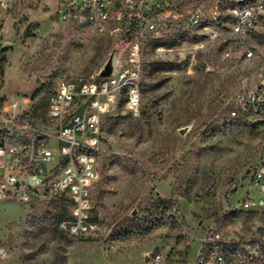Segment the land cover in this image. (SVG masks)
I'll use <instances>...</instances> for the list:
<instances>
[{
	"label": "rangeland",
	"instance_id": "374dc122",
	"mask_svg": "<svg viewBox=\"0 0 264 264\" xmlns=\"http://www.w3.org/2000/svg\"><path fill=\"white\" fill-rule=\"evenodd\" d=\"M245 1L149 0L155 5L145 18L160 23L163 35L152 37L146 25L138 34L140 112L126 106L124 87L101 119L91 188L98 229L85 236L64 230L67 204L59 196L2 201L0 264H153L157 253L160 264H196L209 226L264 234V209L237 207L264 156V125L228 113L264 60V15L244 42L231 34V10ZM58 9L56 0H0V99L37 100L30 111L0 108V126L14 138L48 129L45 106L58 79L100 77L115 59L128 67L127 42L65 20ZM172 10L182 17L168 18ZM262 196L259 186L249 195Z\"/></svg>",
	"mask_w": 264,
	"mask_h": 264
},
{
	"label": "built area",
	"instance_id": "2783aa9c",
	"mask_svg": "<svg viewBox=\"0 0 264 264\" xmlns=\"http://www.w3.org/2000/svg\"><path fill=\"white\" fill-rule=\"evenodd\" d=\"M58 13L65 20L74 19L94 25L101 33H110L127 42L128 67L119 68L115 59L112 72L90 80L60 78L45 106L50 123L47 130L22 132L12 137L11 127L0 126V202L15 200L29 203L59 196L67 204L62 228L75 236H85L98 229L91 194L97 153L102 134L101 119L116 103L118 91H127L126 106L140 112L141 91L136 78L141 67L142 47L139 31L161 37L162 25L145 16L155 3L149 0H56ZM168 2V0H165ZM160 5V4H157ZM264 15V0H246L231 10V34L244 42ZM166 16L178 20V11ZM193 21L200 20L193 16ZM219 32L210 31L216 38ZM197 48H201L197 46ZM253 52L249 51L252 56ZM34 95L12 94L0 99L4 113L30 111L36 105ZM229 115L234 119L264 123V60L257 76L236 94ZM259 186L262 197L252 199L250 192ZM239 209H264V156L253 170L247 196ZM196 264H264V234L245 237L224 233L209 226L199 238ZM6 255L0 246V257ZM155 254L153 264H160Z\"/></svg>",
	"mask_w": 264,
	"mask_h": 264
},
{
	"label": "water",
	"instance_id": "95a60500",
	"mask_svg": "<svg viewBox=\"0 0 264 264\" xmlns=\"http://www.w3.org/2000/svg\"><path fill=\"white\" fill-rule=\"evenodd\" d=\"M112 69H113L112 63L109 62L105 66V69L102 71V75H109L112 72Z\"/></svg>",
	"mask_w": 264,
	"mask_h": 264
},
{
	"label": "trees",
	"instance_id": "16d2710c",
	"mask_svg": "<svg viewBox=\"0 0 264 264\" xmlns=\"http://www.w3.org/2000/svg\"><path fill=\"white\" fill-rule=\"evenodd\" d=\"M230 109H231V108H228V113L230 112ZM233 119H234V118H233ZM235 120H242V119H235ZM246 121H247V120H246ZM251 121H254V120H251ZM258 122L264 125L263 122H261V121H258Z\"/></svg>",
	"mask_w": 264,
	"mask_h": 264
}]
</instances>
